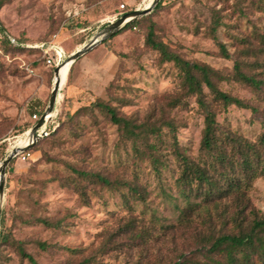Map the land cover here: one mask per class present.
Segmentation results:
<instances>
[{
  "label": "rangeland",
  "instance_id": "obj_1",
  "mask_svg": "<svg viewBox=\"0 0 264 264\" xmlns=\"http://www.w3.org/2000/svg\"><path fill=\"white\" fill-rule=\"evenodd\" d=\"M3 1L0 25L8 36L29 46L41 45L56 36L57 43L69 57L104 30L110 24L107 20L147 7L146 0ZM160 3L163 7H156L144 24L155 25L158 40L184 60L205 63L217 71L225 78L221 82L216 80L221 91L262 109V98L233 79V67L234 60H242L248 75L264 80V56L260 57L257 51H248L240 44L243 39H248L251 44L255 33L264 35V0H160ZM215 16L223 22L219 37L227 46L231 60L222 57L210 34ZM145 35V28H129L107 44L97 46H105L111 53L102 68L111 71L112 80L96 86V93L70 90L75 85L81 89L87 82L97 80L96 69L88 60L94 59L95 51L71 64L70 82L67 79L71 68L63 76L53 115V120L60 126L57 134L40 142L26 160L21 155L16 157L7 169L1 212L6 214V223L12 228L14 238L26 245L27 252L39 264H80L84 258L94 256L96 264H142L144 248L137 249L126 242L121 243L123 247L119 250L99 253L101 234L113 233L119 227L120 218L127 221L133 215L140 218L138 222L142 227V221H148L152 211L157 217L173 221L172 211L164 202L160 188L163 184L166 190L175 192L173 184L179 164L173 158H169L170 167L163 172L162 180L155 178L148 163L139 167L142 182L149 184L148 210L143 204H136L133 205L135 210L131 211L109 191H103L85 207L78 195L62 183L68 178L69 166L101 172L112 180L131 178L133 173L132 163H127L131 156H126V150L119 143L116 126L99 114L96 117L82 114L71 124L67 113L81 111L98 99L120 105L121 98L129 102L125 107L120 106L121 114L138 123L157 120L169 113L167 96L179 91L181 73L172 63L161 62L159 53L145 45ZM243 50L248 52L246 58H242L246 54L241 55ZM56 68L46 65L40 51L17 50L0 35V166L14 146L25 144L34 114L42 116L45 113ZM81 69L86 77L81 76ZM205 91L210 94L208 89ZM215 110L220 124L250 140H256L262 132L261 117L254 116L250 110L236 106L224 110L220 104ZM174 112L169 115L178 120L179 144L190 158L195 159L199 155L203 116L195 99ZM46 182L49 184L44 188L42 185ZM250 199L264 216V177L256 181ZM18 215L52 220L65 218V227L56 231L26 226ZM187 233L182 231L169 237L165 244L160 241L151 245L147 259H153L152 263L157 258L165 260L169 252L183 247V236L189 237ZM41 243L49 245L50 249L42 250ZM66 248L80 250L82 257L72 256L64 250ZM0 264L29 263L21 261L12 249L6 248Z\"/></svg>",
  "mask_w": 264,
  "mask_h": 264
},
{
  "label": "trees",
  "instance_id": "obj_2",
  "mask_svg": "<svg viewBox=\"0 0 264 264\" xmlns=\"http://www.w3.org/2000/svg\"><path fill=\"white\" fill-rule=\"evenodd\" d=\"M4 3L0 0V9ZM162 7V3L157 6L158 9ZM146 21L148 15L134 21L112 38L121 35L129 28H145V45L159 53L162 63H172L180 71L179 91L177 94L167 96L166 107L169 113L163 114L157 120L150 119L138 123L133 118L121 114L120 106L125 107L129 104L125 98H121L120 105L98 99L81 110L83 113L81 111L67 113L66 117L71 124L82 114L92 117L99 114L116 126L119 143L126 150V156H131L127 163H132L133 173L131 178L112 180L101 172L69 166L68 178L62 183L78 195L81 205L85 207L103 191H109L114 192L115 197L120 198L131 211L135 210L133 205L136 204H143L148 210L149 184L142 182L139 167L143 163H148L155 178L162 180L163 172L170 167L169 158H173L179 164L178 176L176 175L173 184L175 192L166 190L163 184L160 187L165 198L164 202L172 211L173 221L170 222L167 217H157L154 211L151 212L148 221H142V227L138 222L140 218L134 215L127 221L124 220L125 218H120L116 231L101 234L102 240L98 252L104 254L110 249L119 250L123 247L120 246L121 243L126 242L128 246L144 248L145 253H142L141 257L143 256L145 261H141L142 264H264V216L255 209L250 199L256 181L264 177V106L260 109L221 91L216 80L224 81V77L205 63L188 62L172 52L166 44L158 40L155 25L151 23L145 26ZM222 26L223 22L215 16L210 34L222 57L231 60L233 58L227 46L219 37ZM0 35L9 46L17 50L40 51L27 48V44L8 36L1 25ZM111 39L103 44H107ZM251 39V44L248 39H243L242 42L240 40V44L248 51H257L260 57L264 56V35L255 33ZM256 42L257 46H255ZM242 53H246L245 50L241 55ZM247 55L248 52L242 58H246ZM72 69L68 75V83ZM233 69V79L262 98L264 105V80L248 75L242 60H234ZM205 89H208L210 94H207ZM209 97H212V100H209ZM191 99H195L204 119L199 155L195 159L190 158L186 150L180 146L178 120L175 116L171 118L169 115L172 113L174 115L177 109L187 107ZM218 104L224 110L236 106L250 110L254 116L261 117L262 132L258 138L250 140L220 124L215 110ZM33 125L34 122L31 121L28 130ZM59 128L58 122L52 120L48 125V136L30 151L32 152L40 142L51 135L57 134ZM171 171L175 172V170ZM47 184L49 182L42 186L45 188ZM35 193L39 194L37 191ZM38 204L36 203L40 208ZM18 218L26 226H42L46 230L58 231L65 227V218L52 220L34 215H18ZM0 224V259L4 250L10 248L21 261L39 264L27 252L26 245L14 238L12 228L6 223L4 211L1 212ZM182 231L188 232L189 236H183V247L169 252L165 260L157 258L152 263L153 259H147L152 250L151 245L160 241L165 244L169 237L173 238ZM159 237L163 239L160 240ZM39 247L44 251L50 249L49 245L43 243L39 244ZM64 250L72 256L82 257L80 250L67 248ZM80 264H96V257L84 258Z\"/></svg>",
  "mask_w": 264,
  "mask_h": 264
},
{
  "label": "water",
  "instance_id": "obj_3",
  "mask_svg": "<svg viewBox=\"0 0 264 264\" xmlns=\"http://www.w3.org/2000/svg\"><path fill=\"white\" fill-rule=\"evenodd\" d=\"M160 0H153L152 4L149 7L144 8L143 10H135L121 15L115 21L111 22L104 30H102L99 34L94 36L89 43L85 44L81 49L77 50L70 57L68 56L65 60H63L55 69V76L59 73V67L64 65L67 62H71L74 64L81 57L85 56L89 52H91L95 47L103 42L110 40L112 37L116 36L120 31L125 29L127 26L132 24L134 21L141 19L144 16L151 14L154 9L158 6ZM28 48L40 49L41 45L36 46H27ZM61 82L58 80L54 81V86L51 92L50 100L48 107L45 113L40 117V119L29 129L26 134L25 144L24 145H16L13 147L10 154L7 158L2 162L0 166V216L1 209L3 206L2 199L4 196L5 189V179L7 175V169L10 163L19 155L24 154L30 151L35 144L43 139V135H38V131H40L41 127H47L48 124L52 121L53 117L49 118L48 116L54 115L57 107V103L59 100L60 92H61Z\"/></svg>",
  "mask_w": 264,
  "mask_h": 264
},
{
  "label": "crops",
  "instance_id": "obj_4",
  "mask_svg": "<svg viewBox=\"0 0 264 264\" xmlns=\"http://www.w3.org/2000/svg\"><path fill=\"white\" fill-rule=\"evenodd\" d=\"M123 14L124 13H122L121 15H123ZM117 18L118 17H115V18L109 19L107 21H108V23H111V22L115 21ZM101 25H104V24H101ZM56 42H57V40H56ZM33 49H35V48H33ZM92 51H95L96 56L94 57V59H88V60H90L89 64L92 65L91 67L96 69L97 80L87 82L85 84V86H83L81 89L77 88V85H75L74 87L70 88V90H72L73 92H77V93H79V92H87V93L93 92V93H96L95 91L99 85L101 86L105 83H110V81L112 80L111 71H109V69L102 68L103 65H105L106 60L108 58H110V55H111L110 51H108L105 46H99L97 48H94ZM81 76L82 77L85 76L82 69H81ZM82 77H81V79H82ZM81 79H79L80 82H81ZM81 84H82V82H81ZM35 114H38V113H35ZM40 116L41 115H39V117ZM32 121L34 122V124L37 122V120H34L33 117H32Z\"/></svg>",
  "mask_w": 264,
  "mask_h": 264
},
{
  "label": "built area",
  "instance_id": "obj_5",
  "mask_svg": "<svg viewBox=\"0 0 264 264\" xmlns=\"http://www.w3.org/2000/svg\"><path fill=\"white\" fill-rule=\"evenodd\" d=\"M121 8L124 9L125 6L122 5ZM11 40L13 43L17 44V42L14 39H11ZM27 46L28 45H26V47ZM41 46L42 47L39 50L42 52L43 58L45 59V63L49 67L58 66L63 60H65L68 57V55L66 54L64 49L56 42V36H54L53 39H51L49 42L42 43ZM40 117L38 114H34L33 119L38 121L40 119ZM48 134H49L48 126L47 127H41L40 131H38V135L44 136L43 139L45 137H47ZM21 156H22L23 160H26L27 158H29L31 156V151H28L24 154H21Z\"/></svg>",
  "mask_w": 264,
  "mask_h": 264
},
{
  "label": "bare ground",
  "instance_id": "obj_6",
  "mask_svg": "<svg viewBox=\"0 0 264 264\" xmlns=\"http://www.w3.org/2000/svg\"><path fill=\"white\" fill-rule=\"evenodd\" d=\"M153 0H146L147 7H149L152 4ZM71 62H67L63 66L59 67V73L57 76H55V80H58L59 82H62L63 76L69 71V68H71ZM65 77V76H64ZM64 83V82H63ZM62 83V84H63ZM49 118L53 117V115L48 116ZM23 143V142H22ZM21 145V144H20Z\"/></svg>",
  "mask_w": 264,
  "mask_h": 264
}]
</instances>
